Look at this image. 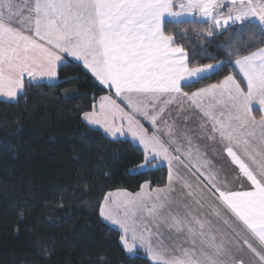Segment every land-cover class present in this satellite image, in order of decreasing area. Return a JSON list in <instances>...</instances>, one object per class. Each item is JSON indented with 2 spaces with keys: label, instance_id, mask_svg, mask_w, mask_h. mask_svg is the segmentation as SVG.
Segmentation results:
<instances>
[{
  "label": "snow or ice",
  "instance_id": "obj_1",
  "mask_svg": "<svg viewBox=\"0 0 264 264\" xmlns=\"http://www.w3.org/2000/svg\"><path fill=\"white\" fill-rule=\"evenodd\" d=\"M186 23L206 25L198 32L206 37L230 32L228 59L190 63L172 31ZM256 36L264 43V0H0V96L18 103L31 87L72 83L59 81L60 70L80 62L129 108L103 96L84 121L138 141L140 170L167 167L163 187L145 181L98 202L125 250L143 249L152 264H264V46L255 47ZM229 67L244 86L229 74L184 91ZM205 139L230 158L231 179L199 144Z\"/></svg>",
  "mask_w": 264,
  "mask_h": 264
},
{
  "label": "trees",
  "instance_id": "obj_2",
  "mask_svg": "<svg viewBox=\"0 0 264 264\" xmlns=\"http://www.w3.org/2000/svg\"><path fill=\"white\" fill-rule=\"evenodd\" d=\"M202 27L186 23L172 29L190 63L227 60L223 45L231 33L206 37L198 34ZM181 28L187 29L184 37ZM254 39L255 47L264 46L259 36ZM66 65L59 81L74 82L42 84L29 88L18 103L0 102V264H151L140 253H126L120 232L99 215L98 202L108 192H138L145 181L162 187L167 171L138 174L143 151L137 145L110 139L83 121V112L92 111L107 92L81 67ZM229 74L235 69L216 72L184 91ZM68 94L71 99H65Z\"/></svg>",
  "mask_w": 264,
  "mask_h": 264
},
{
  "label": "crops",
  "instance_id": "obj_3",
  "mask_svg": "<svg viewBox=\"0 0 264 264\" xmlns=\"http://www.w3.org/2000/svg\"><path fill=\"white\" fill-rule=\"evenodd\" d=\"M228 6V0H225V7H227ZM189 19H191V18H189ZM198 19V18H197ZM68 63V61H65V64H67ZM72 63H74L75 65H77V66H79V67H81L100 87H102L107 93L105 94V95H103V96H112L113 97V99H115L116 100V102L122 107V108H124V110L127 112V111H129V108L127 107V104H126V102L125 101H123V99L122 98H120V97H116V95H115V91H114V89H112V90H109L106 86H104V85H101L100 83H99V81H97L95 78H94V76L90 73V71L89 70H87L86 68H84L83 67V65L80 63V62H78V61H73ZM219 64V63H218ZM216 65V64H215ZM235 69V68H234ZM235 71H236V74H234V75H236L237 76V79L238 80H240L241 81V83H242V86H244L245 85V83L246 82H244L243 81V77H242V74H240L239 72H238V69H235ZM209 77V76H208ZM193 84V83H192ZM45 85H47V84H45ZM102 96V97H103ZM20 97V96H19ZM19 97H18V99H19ZM101 98V97H100ZM100 98H99V100L97 101V104L95 105V107L94 108H98V106H99V104H100ZM0 102H13V101H9V99L8 98H6V97H3V96H0ZM170 110L172 111V112H175V110H176V106L175 105H171L170 106ZM255 114L257 115V116H259V112L258 111H256L255 112ZM138 119H140L141 120V123L142 124H144V126L146 127V128H148L149 129V131L151 132L152 131V128L150 127V124L148 123V122H146L145 120H143L142 118H140V117H137ZM83 121H84V119H83ZM89 127H91V128H93V129H97V130H99V131H101L105 136H107L108 138H110V139H114V140H116L115 138H113V137H111L109 134H107L105 131H104V129L102 128V127H100V126H93V125H89L86 121H84ZM190 127H194L195 126V118H194V120H193V123L191 124V125H189ZM120 140H129L130 142H132V143H134L135 145H137L141 150H142V145H139V143H138V141H136V140H133L130 136H125V137H120L119 138ZM199 144L201 145V147H206L207 148V152H208V156L215 162V164L218 166V167H222L223 168V170H224V172H226L227 174H228V177H229V179H231V177H232V175H234V173H235V166L234 165H232L231 164V160H230V158H228L227 157V154H226V152H223V149H222V147L220 146V145H214L212 142H210V141H208V140H200L199 141ZM215 148V154H214V151H213V149ZM157 168H159V166H156V169ZM161 168V167H160ZM162 168H165L166 169V171H167V167L166 166H164V167H162ZM142 171H148V169L145 167L144 169H142ZM166 182H167V180H166ZM166 184V183H165ZM164 186V185H163ZM162 186V187H163ZM151 187H153L152 185H151ZM235 187H237V188H239V183H237V184H235ZM247 185H245V190H247ZM153 188H155V187H153ZM141 190V189H140ZM139 190V191H140ZM138 191V192H139ZM116 192H124L123 190H119V191H114L113 193H116ZM103 219V218H102ZM103 221L105 222V223H107L108 225H110L111 227H114V228H118L116 225H112L110 222H108V221H106V220H104L103 219ZM119 231V230H118ZM122 244V243H121ZM125 249V248H124ZM126 251V250H125ZM126 253H127V251H126ZM138 253H140V254H142L143 256H145L147 259H148V261L152 264V262H151V260H150V258H148L147 256H146V253L144 252V250L143 249H137V251L136 252H134V253H127L129 256H134V255H137ZM245 259L247 260L248 259V257L247 256H245Z\"/></svg>",
  "mask_w": 264,
  "mask_h": 264
},
{
  "label": "rangeland",
  "instance_id": "obj_4",
  "mask_svg": "<svg viewBox=\"0 0 264 264\" xmlns=\"http://www.w3.org/2000/svg\"><path fill=\"white\" fill-rule=\"evenodd\" d=\"M160 168V167H159ZM158 169V168H157ZM155 170V169H154ZM137 171H142V170H140L139 168L137 169ZM117 191H119V190H117ZM123 191H126V190H123ZM127 192H129V191H127ZM132 193V192H131ZM134 193H136V192H134ZM118 227V226H117ZM114 228V227H113ZM116 229V228H115ZM117 230H119L118 228H117ZM127 253H129V252H127Z\"/></svg>",
  "mask_w": 264,
  "mask_h": 264
}]
</instances>
